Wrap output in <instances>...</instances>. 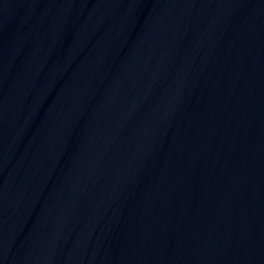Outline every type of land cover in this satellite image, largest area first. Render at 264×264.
<instances>
[{
  "label": "water",
  "instance_id": "1",
  "mask_svg": "<svg viewBox=\"0 0 264 264\" xmlns=\"http://www.w3.org/2000/svg\"><path fill=\"white\" fill-rule=\"evenodd\" d=\"M0 264H264V0H0Z\"/></svg>",
  "mask_w": 264,
  "mask_h": 264
}]
</instances>
